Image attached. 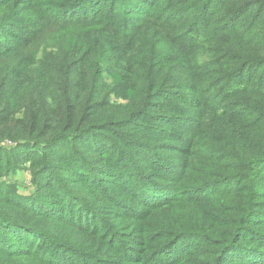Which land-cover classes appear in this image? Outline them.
<instances>
[{
    "label": "trees",
    "instance_id": "1",
    "mask_svg": "<svg viewBox=\"0 0 264 264\" xmlns=\"http://www.w3.org/2000/svg\"><path fill=\"white\" fill-rule=\"evenodd\" d=\"M0 264H264V0H0Z\"/></svg>",
    "mask_w": 264,
    "mask_h": 264
},
{
    "label": "rangeland",
    "instance_id": "2",
    "mask_svg": "<svg viewBox=\"0 0 264 264\" xmlns=\"http://www.w3.org/2000/svg\"><path fill=\"white\" fill-rule=\"evenodd\" d=\"M7 180L16 182L23 195H31L35 191V187L31 184V176L26 170L18 171L15 177H9Z\"/></svg>",
    "mask_w": 264,
    "mask_h": 264
}]
</instances>
